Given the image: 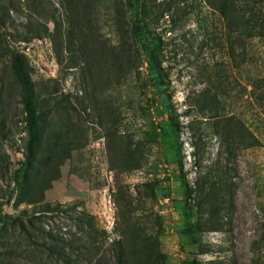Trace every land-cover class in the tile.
Instances as JSON below:
<instances>
[{"label": "rangeland", "instance_id": "374dc122", "mask_svg": "<svg viewBox=\"0 0 264 264\" xmlns=\"http://www.w3.org/2000/svg\"><path fill=\"white\" fill-rule=\"evenodd\" d=\"M63 1L0 0V213L31 210L32 198L74 204L106 230V251L125 230L136 250L146 239L162 254L155 264H264V35L229 41L205 0L163 14V0H145L161 81L134 33L140 8ZM11 52L52 94L30 161ZM3 236L24 246L17 226L0 225V252Z\"/></svg>", "mask_w": 264, "mask_h": 264}, {"label": "trees", "instance_id": "16d2710c", "mask_svg": "<svg viewBox=\"0 0 264 264\" xmlns=\"http://www.w3.org/2000/svg\"><path fill=\"white\" fill-rule=\"evenodd\" d=\"M60 1L64 5V1ZM172 1L163 0L160 3L161 14L168 10ZM205 2L217 10L225 21L229 41L233 34H237L235 40H241L243 45L250 37L264 35V0H205ZM127 4L142 11L139 19L134 18V33L143 37V47L149 56L151 66L162 81L166 71L160 59L161 43L156 37L151 39L146 31L149 23L147 3L145 0H127ZM6 8L9 7L4 5L3 9ZM0 37H3L1 27ZM29 39L30 37L23 38ZM120 52L125 55L124 50L121 49ZM10 69L21 85V101L28 132L26 159L30 161L39 146L40 123L44 117L43 102L52 94L43 95L37 91L30 77L31 67L28 61L17 52H11ZM165 101L168 102L167 97ZM71 107L75 109V106ZM59 159V155L55 154L53 160ZM40 201L35 198L26 200L25 202L31 205V210L24 208L17 214L0 213L2 228L9 223L17 226L19 236L24 241V246L18 247L17 244L10 246L7 238L3 236L0 264H22L21 259L25 260L26 264H129V259H134L132 261L135 264H155L162 255L146 239L142 240L141 247L136 250V244L133 243L135 239L129 237L125 230L120 231V234L109 242L106 251L103 249L102 234L107 232L95 225L93 215L78 210L74 204L62 207L59 204L53 206ZM53 213H60L70 221L64 232L54 228L47 229L43 224L44 218ZM20 247L21 250L18 249ZM183 264L202 263L197 258H192L185 260Z\"/></svg>", "mask_w": 264, "mask_h": 264}]
</instances>
